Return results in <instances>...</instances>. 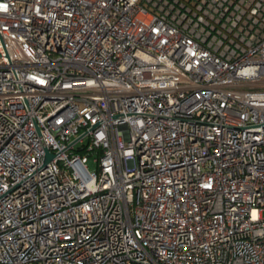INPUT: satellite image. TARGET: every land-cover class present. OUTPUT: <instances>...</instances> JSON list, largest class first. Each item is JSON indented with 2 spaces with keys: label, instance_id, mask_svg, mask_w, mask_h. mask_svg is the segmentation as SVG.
Masks as SVG:
<instances>
[{
  "label": "built area",
  "instance_id": "2783aa9c",
  "mask_svg": "<svg viewBox=\"0 0 264 264\" xmlns=\"http://www.w3.org/2000/svg\"><path fill=\"white\" fill-rule=\"evenodd\" d=\"M0 264H264V0H0Z\"/></svg>",
  "mask_w": 264,
  "mask_h": 264
},
{
  "label": "rangeland",
  "instance_id": "374dc122",
  "mask_svg": "<svg viewBox=\"0 0 264 264\" xmlns=\"http://www.w3.org/2000/svg\"><path fill=\"white\" fill-rule=\"evenodd\" d=\"M83 156L85 157V162L88 165L89 169L96 170L97 163L95 162V154L86 155V152L84 151Z\"/></svg>",
  "mask_w": 264,
  "mask_h": 264
},
{
  "label": "water",
  "instance_id": "95a60500",
  "mask_svg": "<svg viewBox=\"0 0 264 264\" xmlns=\"http://www.w3.org/2000/svg\"><path fill=\"white\" fill-rule=\"evenodd\" d=\"M51 157H52V154H51L48 150H46V158H45L44 164H45L48 160H50Z\"/></svg>",
  "mask_w": 264,
  "mask_h": 264
}]
</instances>
